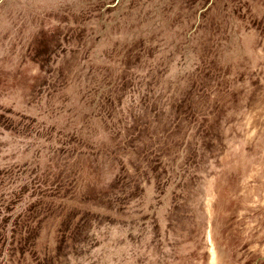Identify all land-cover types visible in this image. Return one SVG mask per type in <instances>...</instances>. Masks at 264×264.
Masks as SVG:
<instances>
[{"label":"rangeland","instance_id":"rangeland-1","mask_svg":"<svg viewBox=\"0 0 264 264\" xmlns=\"http://www.w3.org/2000/svg\"><path fill=\"white\" fill-rule=\"evenodd\" d=\"M0 264H264V0H0Z\"/></svg>","mask_w":264,"mask_h":264}]
</instances>
